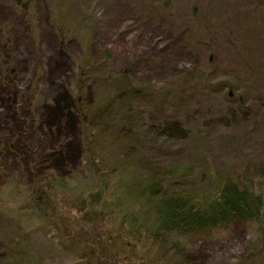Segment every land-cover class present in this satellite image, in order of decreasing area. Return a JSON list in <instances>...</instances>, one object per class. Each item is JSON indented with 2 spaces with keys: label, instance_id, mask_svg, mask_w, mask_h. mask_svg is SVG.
<instances>
[{
  "label": "rangeland",
  "instance_id": "rangeland-1",
  "mask_svg": "<svg viewBox=\"0 0 264 264\" xmlns=\"http://www.w3.org/2000/svg\"><path fill=\"white\" fill-rule=\"evenodd\" d=\"M23 2L24 9L0 0V47L11 37L16 70L7 78L12 70L0 63V264H90L31 209L26 184L64 176L70 191L85 188L73 179L85 158L77 88L83 66L104 50L112 59L102 73L129 70L131 76L105 85L99 101L150 86L145 96L122 98L120 107L137 173L148 159L193 165L194 189L211 192L219 172L236 168L257 178L264 170V0ZM57 12L65 17L64 38ZM96 90L86 85V102ZM137 108L145 126L132 113ZM167 119L179 122L186 136H161ZM114 158L119 162L121 154ZM56 200L68 211L67 194ZM105 205L106 211L116 203ZM257 233L254 224L234 220L212 239L185 238L184 259L176 257L182 264H238L258 251L261 259L240 264H264ZM22 256L28 263H19Z\"/></svg>",
  "mask_w": 264,
  "mask_h": 264
},
{
  "label": "trees",
  "instance_id": "trees-1",
  "mask_svg": "<svg viewBox=\"0 0 264 264\" xmlns=\"http://www.w3.org/2000/svg\"><path fill=\"white\" fill-rule=\"evenodd\" d=\"M13 1L23 9L27 5L23 0ZM54 17L58 35L64 38L65 17L59 12ZM10 44L11 37H5L0 47L2 68L12 70L7 78L16 73ZM111 59L110 51H102L94 63L83 66L79 76L82 83L77 88L76 105L83 118L85 158L82 174L77 173L73 179L85 188L82 192L70 191L64 176L33 178L26 184L31 209L56 230L61 242L76 248L80 260L90 264H182L185 261H178L176 256L184 257L188 249L185 238L212 239L238 219L254 224L257 243L264 244L263 169L257 178L251 173H238L236 168L219 172L211 192L194 189L193 165L178 168L148 159L146 170L137 173L136 163L126 152L127 119L120 107L122 98L141 97L150 86L144 83L142 88L120 89L111 99L99 101L97 94L105 85L113 86L121 78L131 76L129 70L102 73L110 67ZM89 82L97 90L95 98L86 102L83 94ZM132 113L145 126L139 109ZM159 127V134L166 139L186 136L177 121L167 119ZM118 154L121 158L116 163L114 156ZM86 186L90 187L87 191ZM66 194L71 199L68 211L59 208L56 200L58 195ZM110 201L116 205L105 211V204ZM254 257L261 259L263 254L250 251L238 264ZM20 260L19 263H28L23 256Z\"/></svg>",
  "mask_w": 264,
  "mask_h": 264
}]
</instances>
